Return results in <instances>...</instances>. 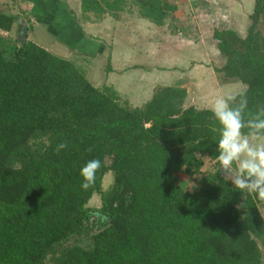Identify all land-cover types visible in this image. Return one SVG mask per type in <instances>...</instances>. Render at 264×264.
<instances>
[{
  "label": "trees",
  "instance_id": "16d2710c",
  "mask_svg": "<svg viewBox=\"0 0 264 264\" xmlns=\"http://www.w3.org/2000/svg\"><path fill=\"white\" fill-rule=\"evenodd\" d=\"M128 7L158 26L176 11L165 0H82L99 16ZM263 17L255 0L245 37L212 28L226 60L216 71L245 86V120L264 108ZM187 97L158 86L133 106L75 61L0 35V264H264V196L226 179L219 122ZM204 157L216 168L189 190L179 174H199ZM93 158L102 166L84 190L79 170Z\"/></svg>",
  "mask_w": 264,
  "mask_h": 264
},
{
  "label": "crops",
  "instance_id": "0c3cea01",
  "mask_svg": "<svg viewBox=\"0 0 264 264\" xmlns=\"http://www.w3.org/2000/svg\"><path fill=\"white\" fill-rule=\"evenodd\" d=\"M165 1L175 6L176 11L172 17L167 19L164 26H158L143 18L138 9L133 7L119 12L117 16L109 12L99 16L91 12L84 13L82 0H0V35L15 39L20 44L31 41L41 48L69 60H75L76 54H78L77 56L83 54L92 59L89 75L93 77H96V74H101V69L104 68V66L97 68L99 65L96 63L104 64L101 60H105L112 68L107 73H115L117 67L121 68L118 73L129 85L134 84L132 80L137 79L139 74L144 79L146 72H155L154 74L160 72L168 79L167 82H164L155 77L150 85H144V92L138 94L134 99L135 104L130 101L133 106H142L149 101L158 86L184 87L188 92L186 106L193 105L196 108L207 109H212L217 98H227L242 92L244 89L240 90L242 85L240 82L228 80L216 71V68L224 66L225 63L213 68L214 62L208 58L210 57L209 53L206 54L205 66L200 64L202 61H199L198 64L192 63L188 57L171 58L169 54L161 62L153 63L155 60H159L155 52H159L160 42L154 35L150 41L145 40L147 31L144 27L150 24L156 33L155 29L159 31L166 26L169 28L173 26L174 31L180 30L185 36H189L194 32L198 35V32L201 33L207 28L212 29L217 25L218 27L233 28L239 33L238 28L233 24L234 20L243 19L244 23L250 21L255 0ZM229 20L231 21L230 25L228 24ZM177 21L179 24L183 23V25H178V29L172 25ZM241 27L240 29H242ZM176 41L178 44V49H175L177 54H182L185 48H188L191 53L192 46L196 44L184 39ZM195 41L202 45V49L209 52L207 42L203 39H195ZM214 47L213 50L216 49L217 52H220L217 46ZM147 51L150 54H147ZM145 61H148L146 65ZM150 62L157 66L150 65ZM155 67L163 69L159 70ZM137 68H143L144 73L134 74L133 72ZM191 89H194V98L191 95ZM189 98L194 100L191 105ZM261 214L263 216L262 212Z\"/></svg>",
  "mask_w": 264,
  "mask_h": 264
},
{
  "label": "clouds",
  "instance_id": "9594fccd",
  "mask_svg": "<svg viewBox=\"0 0 264 264\" xmlns=\"http://www.w3.org/2000/svg\"><path fill=\"white\" fill-rule=\"evenodd\" d=\"M235 96L217 98L211 109L219 122L220 135L216 145L220 170L233 186L243 192H258L264 196V108L244 119L248 100L244 92L239 93V102ZM242 129H249L244 133ZM66 147L57 146V151ZM92 149L89 148L88 151ZM100 159L87 160L79 170L82 178L80 187L89 189L95 182L96 173L101 168Z\"/></svg>",
  "mask_w": 264,
  "mask_h": 264
},
{
  "label": "rangeland",
  "instance_id": "374dc122",
  "mask_svg": "<svg viewBox=\"0 0 264 264\" xmlns=\"http://www.w3.org/2000/svg\"><path fill=\"white\" fill-rule=\"evenodd\" d=\"M179 21H181V20H179ZM179 21H177L176 23L174 22V24H172V25H175L177 27L176 29H178V25H183V23L179 24ZM244 22L245 21H243V19L242 20L237 19V20H234V23H233L235 25V27L238 28L239 33L243 37H245L248 34V29L251 25V21H247V23H244ZM230 23H231V21L229 20L228 24L230 25ZM146 25H147V23H146ZM215 26H217V25H215ZM241 26H243V27H241ZM240 27L242 29H240ZM144 28L147 31V35H145V40L150 41V38L152 37V35H154L156 38H158L157 40L160 42L159 52H155V54L157 53V55H158L157 58H159V60H155L153 63H156V61L161 62L162 59H164L165 56H167L168 54L171 56V58H174V57L180 58V56H181V58H182V56H183V58H184V56L188 57L192 63L198 64L199 61H202V62H200V64L202 66H205V63L207 61L206 54L209 53L210 57H208V58L212 59L214 62L213 68H215L219 64L222 65L226 61L225 58L223 57V55L220 54V52H217L216 49L213 50L215 48L214 46H217V41L214 40V38L212 36V29L211 28H207L204 31H202L201 33L198 32V35H196V32H194L193 34H191L189 36H185V34H183V32H180V30L174 31L175 28H173V26H171V28L166 26L163 28V30H159V31L157 29H155L156 33H154L153 26L150 24H149V26H145ZM220 28H223V26H221ZM258 29L262 33V35H264V17L262 18L261 23L258 25ZM174 32H176V33L174 34ZM172 39H174V41H172ZM177 39L178 40L184 39L186 41L192 42L193 44L196 43L197 45L195 44L192 46L193 49L191 50V53H190V50L188 48H185L184 51L182 52V54H180V53L177 54L176 53L177 51L175 50V49H178V44L176 41ZM195 39H197V40L203 39L205 42H207L209 45V52H206L204 49H202V45H200L198 42H196ZM185 46H188V45H185ZM148 53L150 54V52L147 51V54ZM77 55L78 54H76V56H74L75 60H73V61H75L79 65V67H81L86 72V74H87V76L91 82H93L94 84H96L98 86H103L104 84H108V85L113 86L116 90H118V92L120 94H122L124 96V99L126 97L132 103L134 102V99L137 97L138 94L144 92L145 88H143V86L144 85L145 86L150 85L151 81L155 77L158 79H161V81H164V82L168 81V79H166L165 76H162V73H160V72H158L156 74H154L155 72L154 73H152V72L147 73L146 72L144 79H142L140 77V74H139V77L137 76V79L132 80L134 84L129 85L123 81L122 75L120 73H118V72H120L121 68L117 67V72H115V73H111V74L107 73L108 72L107 68H108L109 62H107L105 60H101V62L104 64H101V63L99 64V62L96 63L99 65L97 68H99V67L101 68V66H104V68L101 69V74L100 73L96 74V77H93V76L89 75V70H90V66L92 64V59L87 58L83 54H81L79 56H77ZM151 62H150V65L157 66V64H151ZM159 62H157V63H159ZM144 63L146 65L148 63V61H145ZM116 66H118V65H116ZM155 68H158V67H155ZM209 68H212V67H209ZM158 69L161 70L163 68H158ZM133 73L134 74L135 73H144V69L143 68H140V69L137 68L136 71H134ZM95 78H96V81H95ZM243 89H245V86L241 85L240 90H243ZM190 92L194 98V93H193L194 89H191ZM188 100H189L190 105L194 103V100L192 101L190 98ZM133 104H135V102ZM261 142H264V141H261ZM109 162H110V158L108 157L107 163H109ZM216 165H217L216 160H212L209 157H204V166H203V168L199 174H197L193 178H190L186 174H179L181 184L183 186H185L186 188H188L189 190L196 189V187L198 186V180L201 179L202 174H205V173H208V172L214 170V168H216ZM112 182H113V173L108 172L104 177V182H103L104 189H108L109 186L112 184ZM259 205H260L259 207L261 209V212L263 213V216H264V203H261ZM90 206L91 207L99 206V196L98 195H95L94 198L91 200Z\"/></svg>",
  "mask_w": 264,
  "mask_h": 264
},
{
  "label": "water",
  "instance_id": "95a60500",
  "mask_svg": "<svg viewBox=\"0 0 264 264\" xmlns=\"http://www.w3.org/2000/svg\"><path fill=\"white\" fill-rule=\"evenodd\" d=\"M27 37V36H26ZM224 175V174H223Z\"/></svg>",
  "mask_w": 264,
  "mask_h": 264
}]
</instances>
